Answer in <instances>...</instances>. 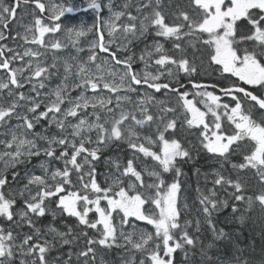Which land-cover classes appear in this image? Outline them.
Wrapping results in <instances>:
<instances>
[{"label": "snow or ice", "instance_id": "1", "mask_svg": "<svg viewBox=\"0 0 264 264\" xmlns=\"http://www.w3.org/2000/svg\"><path fill=\"white\" fill-rule=\"evenodd\" d=\"M84 4L0 0V129L4 130L0 131L4 137L0 139V264H74L71 251L63 254L66 259L52 253L81 237L84 246L75 253V264H96L98 249L125 253L120 264H174L177 250L187 260L188 251L201 242L189 233L190 221L181 223L179 164L191 154L174 138L177 120L166 118L175 109L164 108L154 115L149 103L155 97L147 93L128 108L133 101L127 93L139 94L142 87L175 93L186 111V124L200 128L202 147L224 162H230L231 155H242V162L231 167L255 171L261 190L245 195L241 180L219 172L213 184L231 187L235 201H245L249 209L258 204L264 211V0H188L189 10L179 9L175 19L160 10L161 0H138L135 15L131 0L120 10L113 0H84ZM29 5L32 25L23 35L17 32L12 37L13 42L19 37L27 45L18 51L4 42L17 10ZM105 8L106 20L101 18ZM88 10L95 14L92 25L69 26L62 20L67 13ZM89 33L96 38L87 58L81 59L85 49L79 46L80 39ZM149 34L171 41L179 55L159 40L145 43L137 55L133 45L144 43ZM186 37L193 49L197 43L209 49V63L230 74L224 77L227 83L208 85L190 79L199 91L187 90L173 71L190 78L197 73L182 46ZM69 45L75 55H56ZM100 52L107 58L96 63ZM137 62L145 70L137 71ZM150 62L162 70L147 71ZM164 76L171 79L162 82ZM253 110L261 113L259 121L253 119ZM222 118L234 125L230 133L222 131ZM115 142H126L132 155L123 165L110 160L114 171L98 182L97 162L103 149ZM33 159L39 161L40 174L28 167ZM168 173L170 180L165 178ZM199 203L209 230L216 239L222 238L211 217L219 207H227V201H218L212 189L201 194ZM46 217L51 220L43 224ZM138 222L150 225L152 231L140 228ZM87 230L95 235L89 236ZM136 253L143 258L137 260ZM200 253L205 264H213L203 246ZM100 264H106L103 258ZM237 264L248 262L237 258Z\"/></svg>", "mask_w": 264, "mask_h": 264}, {"label": "rangeland", "instance_id": "2", "mask_svg": "<svg viewBox=\"0 0 264 264\" xmlns=\"http://www.w3.org/2000/svg\"><path fill=\"white\" fill-rule=\"evenodd\" d=\"M106 1L107 0H104L103 2L107 3ZM181 1H184V0H175V1L174 0H161V8H160V10L163 11L168 16L169 19H175V15L178 12V10L179 9H183L181 4H180ZM185 1H187V0H185ZM56 2H59V1L56 0ZM63 2H65V0L64 1L62 0L60 3H63ZM125 2H127V0H125V1L124 0H113V5H114V7L117 10H120L119 6L122 5ZM137 3H138V0H132L131 1V4L133 5V7L130 8V11L134 15L136 14L135 5ZM186 8H188V7H186ZM75 16L76 15H74L72 17H75ZM108 16H109L108 10H107V8H105L101 12V18L106 20L108 18ZM27 17H28V21L27 22H20L19 25H17L15 27V28L18 29V32L21 35L24 34L26 26H31V17H29L28 14H27ZM72 17L67 18V20L65 21V23H67L69 26H79L81 24L92 25L93 23H95V14L93 12H91L90 16L89 15L87 16V14H84L82 17H79V18H72ZM121 22H123V20ZM56 35H57L58 38L63 39L62 34L58 33ZM95 38L96 37H95V35L93 33H89L87 36L82 37L80 39L79 46H81V47H83L85 49L84 52L80 53V58L81 59H86L87 58V54H88L87 53V49L89 47L90 42L93 41ZM107 38H108L107 34H105V40L106 41H107ZM46 39H47V37H46ZM83 39H84V41H83ZM154 40H159V42L164 43V46L166 45L165 46L166 49H168L172 53L174 52L173 54H175V55H179L178 52H176L174 49H171V48H173L172 43H170L171 41H167L166 42V41H164L163 38L153 37L152 34H149L147 36V39H146V41L144 43L137 42L135 45H133V47L136 48V50H137L135 53L137 55H139L142 52V50L144 49L145 43H147L148 45H151ZM20 42L22 43L23 41L19 37H17L16 40H15V44L14 45H10L9 44V45L12 46V47H16L18 51H22L25 47H27V45H24V42H23V45H22V44H20ZM81 42H82V44H81ZM4 43H7V42L5 41ZM117 43H120L119 39H117ZM68 48L63 50V51H61V52H57L56 55L58 57H61V58H67L70 55H75L76 54L75 53V49L72 48L71 45L68 46ZM134 48H133V50H134ZM200 49L205 50V51H209V49L206 46L197 47V45H196V51L193 49L190 52L191 59L193 57L195 59L203 61L202 64L200 65L201 67H205L207 65L209 66V64H208V62H209L208 60L209 59L207 60V58L204 56L203 52ZM118 55H119V53H118ZM51 56H52V53L49 52L48 53L49 62H51ZM106 58H107L106 54L100 52L98 57H97L96 63H100L102 60H104ZM136 65L137 66L139 65V66L137 67ZM17 66H19V65H17ZM134 66L138 69V71L145 70L144 64L142 62H137V63L134 64ZM92 67H93V71H95L94 66H92ZM146 70L149 71V72L155 73V72L160 71L162 69H160L159 66H156L154 63L150 62L149 66H148V68ZM173 71H174V75H177V73H175V70H173ZM2 75H3V73L0 72V76H2ZM164 77H166V76H164ZM207 77H209V76H207ZM153 91H155V90H153V89L149 90V89L141 88L139 94H137V93H127L132 98L133 104L126 105V107H128V108L133 107V105L139 99H141L144 96L145 93H147L150 96H153V94H154V96H155V93ZM73 95H75V93H73ZM157 96H155V99L152 100L149 103L150 111L154 115H159V114H161L162 109H164V108H174L175 109L174 112L166 113V118H168V119L175 118L177 120V128H176L175 134L177 133L178 136L174 137V138L180 140L179 136L183 137V141L189 145V149H190L191 154L194 152L193 154L197 155L200 152V150H198L196 148H193V147L196 146V143H201L202 137L200 135V132H196V133L192 134V140L189 138V135L192 132L190 130V127L187 126L185 121L181 122L182 119L185 118L186 111L182 107V102L179 100L178 96L177 95H173L170 92H167L166 94L161 95V96H159V95H157ZM225 102H230V101H228V99L225 98ZM197 106L200 107V108L202 106L203 108H201V110H204V104L203 103H200ZM89 111H91V109H89ZM177 113H179L180 115L177 114ZM251 114H252V116H260L259 112H257L256 110H253ZM208 118L211 119V116L209 115ZM16 123H17V121H15V120L12 122L13 125H15ZM221 123H222L223 129H229V130L232 131L233 128H234V125H232L229 121H227L224 118H222ZM0 131H4V130L0 129ZM37 131H39V128H37ZM3 138H4L3 136H0V139H3ZM116 143L117 142H115L112 145H110V146H108V147L103 149V152H105L106 157H110V158L106 159L107 163H105L103 161V163L100 164L101 170H103V174L106 176V177H104L105 179H107L108 174H110L112 171H114V168H112L110 163H109L110 160H118V157H119L118 161L121 163V165H123V163L126 161V159L130 158L131 155H132V151L131 150L129 151V149L127 151L126 158H125L124 153L114 150V146L116 145ZM118 143H121V142H118ZM123 143H125V142H123ZM118 146H122V145L118 144ZM184 147H185V145H184ZM235 156L236 155H231L230 156V162H221L220 165L223 164V167L221 166V167L213 168V167H211L213 162H210V161H208L207 163H205L206 161L202 162V163H205V165H209L210 169H208L207 171L204 170L205 172L203 170L202 171L201 170L196 171V175H194L192 177L194 180H197L195 185L191 182V179H192L191 176H189V178H181L180 179L182 181H180L181 182V190H180V194H179L178 206L180 207V210H181V223L183 224V222L185 220L191 222L189 227H188V231H189L190 234H192L195 237L199 238V241L201 243L197 244L198 248H201V246H203L204 248L207 249V245L209 243L213 244V247L211 248V250H213L215 252V255H213L212 258L218 264H226L229 261H232V257H229L230 253L232 255H234V256H237V252L238 251H240V252L242 251V249H241L242 248V244L239 241V238L234 237V236L238 232L237 228L240 231V226H246V223H248V221L251 218V214H250V212H249V210L247 208L242 206L243 205L242 201H235L234 200V198L232 196L233 189L231 187H227V186L221 187V186H217V185L213 184V180L215 179L216 173L219 172V171H220L221 174L223 173V175L224 174L226 175V173H227V176L229 178L234 179V180L240 178L239 180H241V182L243 183L244 186H245V184L248 185V187H244L245 188V195L252 196V195H254V191L260 188L259 179H258V176L256 175L255 171H249L247 169L239 170V169H233L231 167V165L235 161L234 160ZM239 156L241 158L242 155L239 154ZM114 157H116V158H114ZM202 159L200 158V160H202ZM33 160H32V163L30 165H28V167L30 169H32L33 171H35L36 174H40V169L37 166L39 161L35 160L36 161L35 162ZM148 163H151V161H148ZM228 172H229V174H228ZM238 172H240V173H238ZM212 175H214V176H212ZM193 179H192V181H193ZM108 182L109 183L111 182L110 179L108 180ZM14 187H17V185H14ZM19 187H22V184H20ZM198 189H199V191H198ZM212 189H215V191H216V199L218 201H221V202L227 201V205H228L227 207H220L222 210H219V213L222 214V217H221V215L217 216L216 214H214L215 212H213L214 221L216 222L217 225L219 224V225L226 226V227L230 228L229 231H225L226 233H228V235L221 242H215L214 239H216V236L213 234L212 231L209 230V225L207 223V220H206L204 214L201 211V207L202 206L199 203V200L201 198V194L208 195L209 191L212 190ZM185 205H186V207H185ZM255 205L256 204H254L253 207H252L253 212L255 211V208H254ZM233 206H235L237 208L236 212H233V210H232ZM146 207H147V205H146ZM225 210H226V212L223 214L222 212L225 211ZM241 216L244 217L243 222H241ZM263 216H264V212H263ZM197 221H199V229H200L198 232L196 230ZM138 223H139L140 228H142L144 230H147V231H152V227L150 225H147V224H145L143 222H138ZM253 223L255 225H258L257 224L258 223L257 213L253 217ZM257 235H254V236H257ZM245 236H247V243H250V242L252 243L254 241V238H251V236H249V235H245ZM240 237L242 239H244V237H242V236H240ZM227 244H229V245H227ZM75 246H76V244L74 243L72 249H69L67 247L64 250V253H67L69 251H71L73 253L72 259H73L74 264H75V261H76V257L74 256L75 255ZM64 247H65V245L63 247H60L58 251H53L52 255L53 256H57V255L63 256L64 253H62L60 250H61V248H64ZM99 250H100L99 254H101L100 258H103V260H105L107 262V264H112V263L113 264H120V261H121L122 257L125 258V259L127 258V255L125 253H123L122 251H120V253H117L115 256L112 255L114 260H115V261H113L111 259V253L112 252L104 251V250H101V249H99ZM177 252H178V250H177ZM136 257H137V260L143 258V256L140 253H136ZM63 258L66 259L67 257L63 256Z\"/></svg>", "mask_w": 264, "mask_h": 264}, {"label": "trees", "instance_id": "3", "mask_svg": "<svg viewBox=\"0 0 264 264\" xmlns=\"http://www.w3.org/2000/svg\"><path fill=\"white\" fill-rule=\"evenodd\" d=\"M181 6H182V8L184 9V10H189V7H188V0L187 1H181ZM186 7H188V8H186ZM240 24H244L245 22L244 21H241V22H239ZM186 39V41H184L183 42V47L184 46H186L185 48H187V49H185V55H187L188 56V58L191 60V55H190V51H191V49L193 50V48L191 47V46H189V44L187 43L188 42V39H190V38H185ZM197 45V47H199V46H202L201 44H199V43H197L196 44ZM134 48V47H133ZM188 50H190V51H188ZM195 51H196V48L194 49ZM202 52H203V54H204V56L207 58V60L209 59V51H205V50H202V49H200ZM134 51L136 52L137 50H136V48H134ZM192 60H193V62L196 64V66H197V71H198V73L197 74H199V76H202V77H207V76H213L214 74H215V72L217 71L218 73H219V71L217 70L218 69V66H215V65H211L209 62H208V64H209V66L207 65V66H205V67H201L200 65L202 64V62L203 61H201V60H198V59H195V58H193L192 57ZM209 61V60H208ZM181 73V75H185L183 72H180ZM230 74H226L225 75V77L226 76H229ZM192 78H194V77H188L187 76V80L188 79H192ZM230 79L231 80H234V78L233 77H230ZM196 82H199V83H201V82H206L205 80H198V79H194ZM225 80V79H224ZM208 81V80H207ZM228 81H226V83H227ZM190 89H191V87H190ZM197 90V89H196ZM257 112H259V111H257ZM259 115L260 116H253V119H256V120H260L261 119V113L259 112ZM178 135H177V133L175 134V137H177ZM118 144H120V145H122V146H118ZM128 146H127V143L125 142V143H116V145L114 146V150H116V151H120V152H122V153H124V155H125V158H126V156H127V151H128ZM129 151H130V149H129ZM190 151V150H189ZM190 154H191V152H190ZM193 154V153H192ZM191 154V159H189L188 161H187V163H190V164H192V163H202V162H204V158L202 159V160H200V156L199 155H195V154H193L192 155ZM107 158H110V157H106V155H105V152H103V155L101 156V160L99 161V162H97V180H98V182H102V181H105V179H104V177H106L104 174H103V170H101V167H100V164H102L103 163V161L105 162V163H107V161H106V159ZM128 158V157H127ZM35 160H37V159H34L33 161H35ZM235 160V161H234ZM234 163L235 164H238V163H240V162H242V160H243V157L241 156V158H240V156L239 155H237V156H235L234 157ZM195 161V162H194ZM210 161L211 162H213L214 163V161L210 158ZM36 162V161H35ZM183 164L185 163V162H182ZM233 163V164H234ZM190 169H191V167H190ZM186 170V169H185ZM184 170V171H185ZM23 170L21 169V174L23 175ZM165 178H166V180H170V173H168V174H165ZM191 182L195 185V183L197 182V180H194L193 179V181H192V179H191ZM259 186H260V188L259 189H257V190H255L254 191V194H256V193H258L260 190H261V185L259 184ZM244 187H248V185H246L245 184V186ZM243 202V205L242 206H244L245 208H247L248 210H249V212H250V214H251V218H250V220L248 221V223H246V226H240V231L237 229V233H236V235L234 236V237H237V238H239V241L241 242V244H242V251L240 252V251H238L237 252V256H234V255H232L231 253H230V256L229 257H232V261H229L228 263H226V264H237V258H239V261H247L248 262V264H264V216H263V212L264 211H262L261 209H260V207H259V205L258 204H256L255 205V211L253 212V209L251 208V209H249L248 208V205H247V203L245 202V201H242ZM258 205V206H257ZM219 210H222L220 207L218 208V210L217 211H215V213L214 214H216L217 216H220L221 215V217H222V214L221 213H219ZM257 210V211H256ZM226 212V210L225 211H223L222 213L224 214ZM257 213V216H258V225H255L254 223H253V217H254V215ZM211 219H212V222H213V224L215 225V227H216V230H217V234L219 233V232H223V237L222 238H220V239H214L215 240V242H221L222 240H224L225 238H226V236L228 235V233H226L225 231H229L230 230V228H228V227H226V226H222V225H217L216 224V222L214 221V215H212V217H211ZM69 222L70 223H75V220H74V218H70L69 219ZM93 231V230H92ZM249 232V233H248ZM93 234L95 235V233H94V231H93ZM257 235V236H254V235ZM215 235V234H214ZM245 235H249V236H251V238H254V241L251 243H247V236H245ZM240 236H242V237H244V239H242ZM237 241V240H236ZM227 245H229V244H227ZM206 249V248H205ZM207 250V253H208V256H211V257H213V255H215V252L213 251V250H211V249H206ZM117 253H120V250H117V249H112V253H111V259L113 260V261H115L114 260V258H113V256H115ZM113 255V256H112ZM174 256H175V261H174V264H205V261L203 260V258H202V256H201V253H200V248H198V245L196 246V248L195 249H190L189 251H188V259L186 260L185 259V255H184V252L183 251H181V250H178V252H176L175 254H174ZM212 260H213V264H218L217 262H215V260L212 258Z\"/></svg>", "mask_w": 264, "mask_h": 264}, {"label": "flooded vegetation", "instance_id": "4", "mask_svg": "<svg viewBox=\"0 0 264 264\" xmlns=\"http://www.w3.org/2000/svg\"><path fill=\"white\" fill-rule=\"evenodd\" d=\"M59 2H61L62 0H58ZM64 1V0H63ZM104 1V0H103ZM6 2H10V0H6ZM73 3H74V5H79V6H81V7H84L85 6V4H84V0H73ZM33 12V6L32 5H29V6H26V7H24L23 8V11H21L20 9H18L17 10V18H16V20L15 21H13L10 25H9V32H10V36H9V39L6 41L8 44H10V45H14L15 44V42H13V40H12V37L13 36H16V33L18 32V29L17 28H15L17 25H19V23L20 22H27L28 21V17H27V14H28V16L29 17H31V25H32V23H33V20H34V17H33V15L31 14ZM91 10H88V11H77V13L76 14H71V13H67V15H66V17L65 18H62V20H64V22L67 20V18H69V17H72V16H74V15H76L75 17H72V18H79V17H82L84 14H87V16L89 15H91ZM37 15H39V13H37ZM27 25V24H26ZM20 44H22L23 45V42L21 43L20 42ZM102 53V52H101ZM99 55V54H98ZM137 66V65H136ZM139 66V65H138ZM137 66V67H138ZM134 68L138 71V69L134 66ZM197 73H198V71H197ZM194 74L192 77H194V78H192L191 80H193L194 82H196L194 79H198L199 81L200 80H205L206 82H204V83H206V84H209V85H212V84H219V85H221V86H223L225 83H226V80H224V77H225V75L226 74H222L221 72H215V74L211 77V76H209V77H202V76H199V74ZM176 77L184 84V85H186L187 86V90L190 92V93H192V92H195L196 91V89H193L192 88V86H191V84H189V80L190 79H188L187 80V76L186 75H181V73L179 72V73H177V75H176ZM234 78V80L236 79L235 77H233ZM169 79H171V78H169V77H163V78H161V80H162V82H168L169 81ZM208 80V81H207ZM215 82V83H214ZM190 87H191V89H190ZM143 89H148V88H146V87H142ZM185 89L184 88H181V91H184ZM213 89L211 88V87H209L208 88V91H212ZM197 91H199V90H197ZM153 92H155V91H153ZM167 92H170V91H167V90H164V89H161V91L160 92H155L157 95H159V96H161V95H164V94H166ZM170 93H172L173 95H176L175 93H173V92H170ZM155 94V95H156ZM216 94H220V92H219V89H216ZM189 98L191 99L192 98V96L190 95L189 96ZM196 99H198L199 100V97H197ZM200 104V103H199ZM201 108H203L202 106H201ZM208 120L210 121L211 119L210 118H208ZM185 121V118H183L182 119V121L181 122H184ZM190 130H191V134L189 135V138L192 140V134L193 133H196V132H200V128H197V127H190ZM222 131H227V132H231V130H229V129H223V127H222ZM179 139L181 140V143L182 144H184L185 145V147L188 149V150H190L189 149V145L187 144V143H185L184 141H183V137H181V136H179ZM193 148H196V149H198V150H200V152L197 154V155H199L200 157H201V159L202 158H204V161H206L205 163H207L208 161H210V158L214 161V163L211 165V167H213V168H216V167H221V165H220V163L221 162H224L222 159H220V158H214V156L212 155V154H210V153H208L203 147H202V144L201 143H196V146L195 147H193ZM194 153V152H193ZM208 154V155H207ZM196 155V154H195ZM234 155H239V153H237V154H234ZM195 162V161H194ZM211 162V161H210ZM205 163H192V164H190V163H180L179 164V167L181 168V171H182V175L180 176V178L179 179H181V178H189V176H191V178L194 176V175H196V171H198V170H205V171H207L208 169H210V166L209 165H205ZM193 165V166H192ZM186 166V167H185ZM190 166H191V169H190ZM186 169V170H185ZM185 170V171H184ZM190 173V175H189V173ZM193 172V173H192ZM188 174V175H187ZM185 175H187V176H185ZM170 176H171V174H170ZM193 179V178H192ZM180 181H182V180H180ZM69 219L70 218H68V220H67V222L69 223V224H72V223H70L69 222ZM51 220V217H46V218H44L43 219V221H42V223L43 224H47L49 221ZM2 222V221H1ZM73 224H75V223H73ZM57 225L59 226V227H62V224L60 223V221L58 220L57 221ZM25 231H27V229L25 228L24 229ZM90 231V232H89ZM88 232H89V236H94V234H93V231L92 230H88ZM76 246H75V253L77 252V251H79L80 250V248H82L83 246H84V239H83V237H81L76 243ZM69 248V249H72L73 248V244L72 245H65V247L64 248H61V252L62 253H64V250H65V248ZM102 250V249H101ZM104 251H107V250H104ZM110 252H112V250L110 251ZM99 254V249H98V252H97V260H96V264H100V254ZM75 256V255H74ZM106 262V261H105ZM112 263V262H111ZM106 264H107V262H106ZM113 264V263H112Z\"/></svg>", "mask_w": 264, "mask_h": 264}, {"label": "bare ground", "instance_id": "5", "mask_svg": "<svg viewBox=\"0 0 264 264\" xmlns=\"http://www.w3.org/2000/svg\"><path fill=\"white\" fill-rule=\"evenodd\" d=\"M125 1V0H124ZM132 1V0H131ZM175 1V0H174ZM107 2V1H106ZM123 2V1H122ZM180 6V5H179ZM178 7V6H177ZM154 37V36H153ZM108 39V38H107ZM156 39V38H155ZM161 40V39H160ZM189 40V39H188ZM83 41H84V39H83ZM82 41V42H83ZM165 41V40H164ZM184 41H186V39L184 40ZM82 42H81V44H82ZM89 42V41H88ZM163 42V41H162ZM167 42V41H166ZM165 42V43H166ZM171 43V42H170ZM185 43V42H184ZM188 43V42H187ZM84 44V43H83ZM70 46V45H69ZM166 46V45H165ZM183 46V45H182ZM184 47H186V46H184ZM86 48V47H85ZM69 49V48H68ZM171 49H173V48H171ZM185 49H187V48H185ZM192 50V49H191ZM188 51H190V50H188ZM71 52V51H70ZM69 52V53H70ZM191 52V51H190ZM73 53V52H72ZM174 53V52H173ZM195 54V53H194ZM103 55V54H102ZM193 55V54H192ZM83 58V57H82ZM192 60V59H191ZM174 70V69H173ZM215 83V82H214ZM190 84V83H189ZM150 90V89H149ZM197 91V90H196ZM150 93V92H149ZM155 93V92H154ZM156 94V93H155ZM153 96H154V94H153ZM155 96H157V94L155 95ZM154 96V97H155ZM158 97V96H157ZM200 99V98H199ZM181 111V110H180ZM179 112V111H178ZM183 112V111H182ZM181 113V112H180ZM184 113V112H183ZM174 114V113H173ZM177 114H179V113H177ZM175 115V114H174ZM180 115V114H179ZM182 116V115H181ZM179 117V116H178ZM168 119V118H167ZM188 126V125H187ZM179 128V127H178ZM208 155V154H207ZM113 158V157H112ZM114 158H116V157H114ZM215 158V157H214ZM118 160H119V157H118ZM202 171V170H201ZM204 171V170H203ZM226 171V170H225ZM205 172V171H204ZM189 173V172H188ZM193 173V172H192ZM215 173V172H214ZM219 173H220V171H219ZM237 173V172H236ZM238 173H240V172H238ZM202 174V173H201ZM200 174V175H201ZM210 174V173H209ZM223 174V173H222ZM228 174H229V172H228ZM188 175V174H187ZM190 175V174H189ZM225 175V174H224ZM186 176V175H185ZM198 176V175H197ZM196 176V177H197ZM211 176V175H210ZM212 176H214V175H212ZM226 176H227V173H226ZM105 179V178H104ZM240 179V178H239ZM106 180V179H105ZM201 188V187H200ZM184 189V188H183ZM224 209V208H223ZM229 210V209H228ZM237 218V217H236ZM239 222V221H238ZM238 229V228H237ZM110 252V251H109ZM57 253V252H56ZM99 253H100V250H99ZM99 255V254H98ZM101 255V254H100ZM104 257V256H103ZM175 257V256H174ZM101 259V258H100ZM105 259V258H104ZM105 261V260H104Z\"/></svg>", "mask_w": 264, "mask_h": 264}, {"label": "water", "instance_id": "6", "mask_svg": "<svg viewBox=\"0 0 264 264\" xmlns=\"http://www.w3.org/2000/svg\"><path fill=\"white\" fill-rule=\"evenodd\" d=\"M77 13V11L76 12H73V13H71V14H76ZM67 15V14H66ZM196 83H198V82H196ZM203 84H206V83H203ZM209 85V84H208Z\"/></svg>", "mask_w": 264, "mask_h": 264}]
</instances>
